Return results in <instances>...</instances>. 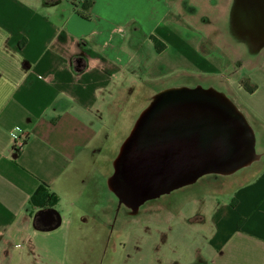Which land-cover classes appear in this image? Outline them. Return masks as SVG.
Returning <instances> with one entry per match:
<instances>
[{
	"label": "crops",
	"instance_id": "crops-1",
	"mask_svg": "<svg viewBox=\"0 0 264 264\" xmlns=\"http://www.w3.org/2000/svg\"><path fill=\"white\" fill-rule=\"evenodd\" d=\"M179 1L0 0V264H65L74 223L87 228L101 191L123 194L113 181L114 160L129 134L105 163L114 125L129 122L137 100L131 127L158 93L188 89L159 87L166 76L218 74L227 88L194 90L219 99L248 125L251 115L264 121V62L223 75L224 59L205 48L206 37L186 22ZM232 2V11L256 3L264 29V0ZM249 127L252 159L233 193L211 209L173 212L175 199L156 202L160 211L151 214L138 212L144 203L129 213L121 201V230L151 224L157 233L137 228L130 260L125 254L120 264H264V151L256 154ZM23 135L16 151L13 141ZM40 185L57 198L54 205L33 204ZM106 212L101 206L98 230L110 226Z\"/></svg>",
	"mask_w": 264,
	"mask_h": 264
},
{
	"label": "rangeland",
	"instance_id": "rangeland-1",
	"mask_svg": "<svg viewBox=\"0 0 264 264\" xmlns=\"http://www.w3.org/2000/svg\"><path fill=\"white\" fill-rule=\"evenodd\" d=\"M254 1L250 0V2ZM179 2V10H182L188 17H185L186 22L191 24L193 30L206 37L205 48L210 52L219 54L224 59L225 69L222 72L223 75L234 68L247 73L252 67L257 66L256 63L264 62V42H262L264 29L261 27L263 18L261 9L256 6V3L249 7L250 11H245L247 6L243 3H240L235 11H232V0H180ZM226 83L225 79L218 74L182 71L166 76L159 82V87L173 84L188 89L197 87L207 89L211 87L216 90H224L227 88ZM140 104L141 101L137 100L133 105H129V122L122 124L121 121L114 125L116 130L112 133H116V135L107 144L111 146L109 152L111 155L106 153L110 156L109 158L105 157L106 164L109 163L113 154L118 152L122 142L120 139L130 133L132 129L130 122L140 109ZM248 122L253 131L256 132L255 152L261 154L264 151V144H261L264 136V121L251 115L248 117ZM106 150L108 151V148ZM98 156V154H95L94 158ZM101 160L104 161V158ZM244 170L245 166L239 167L230 173L207 172L195 182L176 188L170 193H164L158 196L156 200L155 198H144L142 200L144 204L138 209V212L151 214L150 212L159 210L157 203L165 204L175 199L178 201L173 205L174 209L171 210L173 212L181 209L187 211L186 208L192 206L201 212L205 209L209 210L215 202H221L233 193L238 185L237 183L241 180L239 175ZM101 198V202L92 203L91 205V223H89L91 233L88 230L89 224L82 231L76 228L75 223L72 226L67 237L65 264H120L125 254L128 255V260H130L131 249L135 243L134 231L137 228L139 229L145 225L149 231L154 234L157 233L156 230L152 229L151 224H139L140 226L138 225L135 228L136 224H134L133 219L129 220L128 224H134V226H131V228L128 226L126 230H121L120 226H123L121 223L125 219L123 217L124 210L121 209L123 206L120 205L122 196L117 195L116 197L114 194L102 193L101 191ZM103 199L105 201L102 203ZM193 200L198 203L192 204L191 201ZM101 206L107 208V212L103 217H108L106 219L108 225L111 223L109 227L98 230L99 227L96 226V223L99 221ZM136 210L137 208L134 209V211ZM128 211L134 213L131 207L128 208ZM162 211H170V209L164 207ZM85 218L87 219V216Z\"/></svg>",
	"mask_w": 264,
	"mask_h": 264
},
{
	"label": "water",
	"instance_id": "water-1",
	"mask_svg": "<svg viewBox=\"0 0 264 264\" xmlns=\"http://www.w3.org/2000/svg\"><path fill=\"white\" fill-rule=\"evenodd\" d=\"M253 151L252 131L242 115L211 94L168 89L136 119L114 160L113 179L136 200L156 198L207 172L245 166ZM47 213L56 216L57 225L58 213L52 208Z\"/></svg>",
	"mask_w": 264,
	"mask_h": 264
},
{
	"label": "trees",
	"instance_id": "trees-1",
	"mask_svg": "<svg viewBox=\"0 0 264 264\" xmlns=\"http://www.w3.org/2000/svg\"><path fill=\"white\" fill-rule=\"evenodd\" d=\"M152 39L155 45L157 46V50H160L161 47L158 46L159 41L155 37H152ZM31 201L36 206H52L57 202V198L53 195H49L45 187L40 185L35 191V193L32 195Z\"/></svg>",
	"mask_w": 264,
	"mask_h": 264
},
{
	"label": "flooded vegetation",
	"instance_id": "flooded-vegetation-1",
	"mask_svg": "<svg viewBox=\"0 0 264 264\" xmlns=\"http://www.w3.org/2000/svg\"><path fill=\"white\" fill-rule=\"evenodd\" d=\"M113 181L116 182V180L113 179ZM122 201L127 203L128 207H131L132 209L138 208L140 204L144 203L142 200H136L132 196L128 195L126 192L122 190Z\"/></svg>",
	"mask_w": 264,
	"mask_h": 264
},
{
	"label": "built area",
	"instance_id": "built-area-1",
	"mask_svg": "<svg viewBox=\"0 0 264 264\" xmlns=\"http://www.w3.org/2000/svg\"><path fill=\"white\" fill-rule=\"evenodd\" d=\"M25 139H26V137L24 135L15 138V140L13 141V148L16 151H19L23 147V144L25 142Z\"/></svg>",
	"mask_w": 264,
	"mask_h": 264
}]
</instances>
